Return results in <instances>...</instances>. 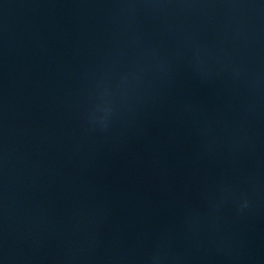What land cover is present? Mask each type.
<instances>
[{
  "label": "water",
  "instance_id": "1",
  "mask_svg": "<svg viewBox=\"0 0 264 264\" xmlns=\"http://www.w3.org/2000/svg\"><path fill=\"white\" fill-rule=\"evenodd\" d=\"M0 264H264V0H0Z\"/></svg>",
  "mask_w": 264,
  "mask_h": 264
}]
</instances>
